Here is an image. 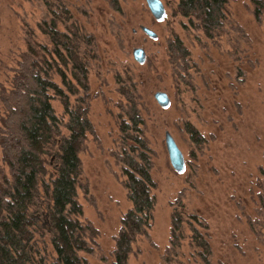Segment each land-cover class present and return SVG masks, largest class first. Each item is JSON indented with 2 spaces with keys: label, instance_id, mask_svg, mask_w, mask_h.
Returning a JSON list of instances; mask_svg holds the SVG:
<instances>
[{
  "label": "rangeland",
  "instance_id": "374dc122",
  "mask_svg": "<svg viewBox=\"0 0 264 264\" xmlns=\"http://www.w3.org/2000/svg\"><path fill=\"white\" fill-rule=\"evenodd\" d=\"M161 1L166 16L156 21L145 0H0V131L3 93L11 90L27 42L35 43V37L48 44L43 25L55 20L58 29L67 27L73 35L77 64L87 73L84 88L75 81L73 65L64 68L66 101L72 110L84 99L93 126L77 151L79 220L91 226L84 230L85 252L74 251L80 242L68 238L72 225L61 215L68 201L58 194L55 227L64 262L264 264V0H225L229 16L212 38L180 14L182 0ZM141 26L158 38L146 36ZM177 40L187 59L172 57L170 46ZM135 48L145 50L144 64L134 60ZM128 92L143 119L138 137L151 157L157 205L151 240L137 239L125 259L116 240L131 203L116 156L139 147L132 137L122 139ZM158 92L169 96V107L157 103ZM62 103L54 105L63 114ZM166 132L185 157L182 173L170 163ZM8 174L0 143V178ZM86 189L91 200L83 195ZM39 191L36 211L49 215L52 190L41 183ZM175 210L183 225L179 218L173 222ZM181 225L178 244L169 252L172 228Z\"/></svg>",
  "mask_w": 264,
  "mask_h": 264
},
{
  "label": "trees",
  "instance_id": "16d2710c",
  "mask_svg": "<svg viewBox=\"0 0 264 264\" xmlns=\"http://www.w3.org/2000/svg\"><path fill=\"white\" fill-rule=\"evenodd\" d=\"M179 4L180 14L197 22L199 30L209 38L220 32L229 16L225 0H182ZM43 27L48 44L37 43L35 37V43L27 42V51L14 72L11 90L8 94L4 92L2 98L6 117L0 143L9 174L0 178V264H66L59 253L55 227L61 192L68 201L61 215L72 225L67 231L68 238L80 242L79 246H74V251H86L84 230L91 227L89 223L84 227L79 220L83 217L77 201L79 190L82 191L79 186L82 163L77 151L83 146L86 135L93 132V126L84 99L70 110L63 91L67 85L65 67L73 65L75 81L84 88L87 73L77 64L75 41L69 29L65 26L63 30L58 29L55 20L50 25L45 22ZM170 50L175 60L188 57L178 40L171 44ZM127 97L131 105L127 108L128 119L122 121L120 128L122 139L132 137L139 147H129L116 156L131 203L122 216V228L116 240L118 252L126 256L125 259L137 239L151 240L157 205L151 157L146 153L145 140L138 137L142 133L143 119L132 103V94L128 92ZM58 101L63 102V114L55 108ZM47 176L49 184H46ZM41 183L46 190H52L49 215L36 211ZM83 195L92 199L87 189ZM178 218L183 225L182 213L175 210L173 222ZM182 225L178 230L172 228L169 252L178 244ZM189 225L193 228L192 223Z\"/></svg>",
  "mask_w": 264,
  "mask_h": 264
},
{
  "label": "water",
  "instance_id": "95a60500",
  "mask_svg": "<svg viewBox=\"0 0 264 264\" xmlns=\"http://www.w3.org/2000/svg\"><path fill=\"white\" fill-rule=\"evenodd\" d=\"M147 6L156 21H162L165 19L166 16V8L161 0H145ZM141 31L151 39L156 40L158 35L153 32L151 29L141 26ZM134 60L139 64H144L147 59L146 52L143 48H135L132 52ZM155 99L157 103L162 108L169 107L171 100L169 96L165 92H158L155 94ZM165 144L166 149L169 155L170 163L173 169L178 172L182 173L185 170V157L181 150L179 149L176 141L174 140L173 136L170 132H166L165 134Z\"/></svg>",
  "mask_w": 264,
  "mask_h": 264
}]
</instances>
